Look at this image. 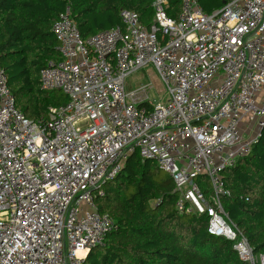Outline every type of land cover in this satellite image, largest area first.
Returning <instances> with one entry per match:
<instances>
[{
	"label": "built area",
	"instance_id": "obj_1",
	"mask_svg": "<svg viewBox=\"0 0 264 264\" xmlns=\"http://www.w3.org/2000/svg\"><path fill=\"white\" fill-rule=\"evenodd\" d=\"M181 3L172 18L168 0H153L147 25L121 9V26L87 39L66 6L52 27L61 59L46 63L40 84L68 100L44 122L16 108L0 66V264H83L117 228L95 199L135 153L173 179L180 213H207L210 234L264 264L221 203L230 195L223 170L264 126V0H226L210 14L199 0ZM150 66L166 101L151 99L148 84H127ZM204 174L210 198L197 181Z\"/></svg>",
	"mask_w": 264,
	"mask_h": 264
},
{
	"label": "trees",
	"instance_id": "obj_2",
	"mask_svg": "<svg viewBox=\"0 0 264 264\" xmlns=\"http://www.w3.org/2000/svg\"><path fill=\"white\" fill-rule=\"evenodd\" d=\"M226 0H199L206 13L220 9ZM153 0H0V66L14 95L16 108L27 118L44 122L51 107L64 105L59 90H45L40 71L49 60L59 61V42L52 27L66 6L84 39L121 26V9L138 13L143 24L154 18ZM181 0H168L166 11L175 18ZM222 177L230 195L221 203L231 222L255 254H264V126L249 153ZM210 198L208 177L197 178ZM95 201L110 214L117 228L105 245L94 248L83 264H249L240 258L234 241L208 232L207 213H180L173 179L139 154L131 155L118 176ZM100 251L97 252V249Z\"/></svg>",
	"mask_w": 264,
	"mask_h": 264
},
{
	"label": "rangeland",
	"instance_id": "obj_3",
	"mask_svg": "<svg viewBox=\"0 0 264 264\" xmlns=\"http://www.w3.org/2000/svg\"><path fill=\"white\" fill-rule=\"evenodd\" d=\"M142 83L148 84V86L151 87V99L159 100L160 97H162V101L167 100L168 95L165 91V87L153 67L150 66L147 69H141L127 78L129 88L130 86L131 88H134ZM161 171L163 176H168V173L165 170ZM98 251H100L99 248L97 249V252Z\"/></svg>",
	"mask_w": 264,
	"mask_h": 264
},
{
	"label": "crops",
	"instance_id": "obj_4",
	"mask_svg": "<svg viewBox=\"0 0 264 264\" xmlns=\"http://www.w3.org/2000/svg\"><path fill=\"white\" fill-rule=\"evenodd\" d=\"M241 129H242V132H244L246 135H248L251 138H254L257 134L255 126L248 122H243Z\"/></svg>",
	"mask_w": 264,
	"mask_h": 264
}]
</instances>
